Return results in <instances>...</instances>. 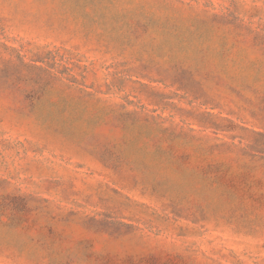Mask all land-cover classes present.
I'll return each mask as SVG.
<instances>
[{"label": "rangeland", "instance_id": "1", "mask_svg": "<svg viewBox=\"0 0 264 264\" xmlns=\"http://www.w3.org/2000/svg\"><path fill=\"white\" fill-rule=\"evenodd\" d=\"M0 264H264V0H0Z\"/></svg>", "mask_w": 264, "mask_h": 264}, {"label": "trees", "instance_id": "2", "mask_svg": "<svg viewBox=\"0 0 264 264\" xmlns=\"http://www.w3.org/2000/svg\"><path fill=\"white\" fill-rule=\"evenodd\" d=\"M19 60H20V62H22V57L21 56L19 57ZM33 66L38 67V66H36V64H34Z\"/></svg>", "mask_w": 264, "mask_h": 264}]
</instances>
